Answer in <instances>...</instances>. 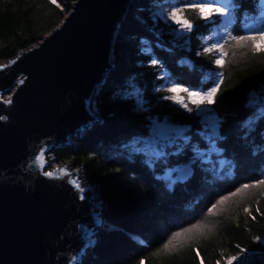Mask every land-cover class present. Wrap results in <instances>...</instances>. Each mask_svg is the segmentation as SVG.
Instances as JSON below:
<instances>
[{"label":"trees","instance_id":"obj_1","mask_svg":"<svg viewBox=\"0 0 264 264\" xmlns=\"http://www.w3.org/2000/svg\"><path fill=\"white\" fill-rule=\"evenodd\" d=\"M56 1L0 0V59L11 58L41 39L73 0ZM174 3L131 0L116 30L113 66L95 98L103 122L55 150L59 162L81 167L85 180L100 188L105 221L113 226L99 229L98 243L81 264H200L199 257L204 264H216L238 252L237 244L262 251L260 241L252 237L264 236V185L229 197L213 213L207 209L218 196L264 177V130L256 123L259 113L245 107L264 97V52L243 49L233 55L228 50L222 66L213 63L214 52L196 56L215 42L211 34L216 27L190 10L184 16L194 24L191 32L180 34L179 29L173 31L176 25L169 28L161 21L153 26L152 17ZM244 7L247 13H235L234 34L252 23L251 3L245 0ZM256 8L264 9V0H256ZM262 43L257 41L258 46ZM151 58L159 59L160 65H148ZM216 73L223 74L222 83L214 103L204 107L220 122L219 135L224 139L216 142L215 151L199 149L194 175L186 182L164 175L157 179L160 165L154 172L152 158L133 152L136 142L147 137L154 118L179 124L186 132L189 126L194 132L201 119L195 111L189 113L179 103L159 98L175 95L194 108L183 89L206 90ZM169 81L179 85L171 93L166 90ZM128 84L142 94L140 108L123 99ZM257 107L264 110V103ZM245 206L251 215L245 213ZM197 222L212 225V231L175 252L157 251L172 231Z\"/></svg>","mask_w":264,"mask_h":264},{"label":"water","instance_id":"obj_2","mask_svg":"<svg viewBox=\"0 0 264 264\" xmlns=\"http://www.w3.org/2000/svg\"><path fill=\"white\" fill-rule=\"evenodd\" d=\"M130 2L73 0L41 39L0 60V264H81L97 244L102 199L77 169L46 168L47 155L98 120L91 105Z\"/></svg>","mask_w":264,"mask_h":264},{"label":"snow or ice","instance_id":"obj_3","mask_svg":"<svg viewBox=\"0 0 264 264\" xmlns=\"http://www.w3.org/2000/svg\"><path fill=\"white\" fill-rule=\"evenodd\" d=\"M51 2L56 3V0H51ZM248 2L252 5V23L247 28L241 30L239 34H234L232 26L235 23V13L237 11L243 10L245 13L249 11L248 8L244 7L245 0H175V3L169 10L161 11L159 15L152 17L153 26H155L156 21H161L169 28L173 24L176 25L173 31L179 29L184 33L191 32L194 24L191 20L185 18L184 12L185 10L195 12L201 20L216 27V30L211 34L212 37H215V42L209 43L202 51H197L196 56L214 52L216 57L213 63L222 66L228 50H231L233 55L238 50L243 49L249 50L252 53L264 52V43L259 46L257 44V41L264 42V9L256 8V0H248ZM202 39L209 40V37L204 36ZM147 63L151 66H159L161 61L157 58H151L148 59ZM215 77L212 86L206 90L202 87L195 89L191 86L183 89L187 93V98L194 105V108L190 107L185 100L175 95H165L159 98L179 103L187 112L192 113L195 111L201 119L199 126L194 132L190 126L188 132H186L184 128L169 127L166 124L152 121V126L148 127L147 137H142L141 140L136 142V146L132 149L133 152L152 158L154 172L156 171V165H160L157 179H161L165 172H170V178L174 179V181H185L194 175L193 169L198 163V158L201 156L199 149L211 147L215 151L216 142L224 139V137L219 135L220 122L215 116L208 114L211 112L210 109L204 107L214 103L215 94L222 83V73H216ZM159 78H164L162 72ZM168 85L166 90L170 93L179 87V85L172 81H169ZM124 91L126 95L123 99L131 101L133 105L140 108L143 103V96L137 92L136 87L128 84L124 88ZM5 103H8V101H5ZM260 103H264V97L255 102L249 101L245 107L253 109L254 113H259L256 116V123L264 130V110H260L257 107ZM41 158L42 156L38 154L37 160H41ZM57 171L60 174L70 175L64 167L59 168ZM44 175L51 177L57 175V172L46 171ZM75 183L79 187V181L77 180ZM255 185H264V177L252 181L251 184H241L234 191L218 196L215 202L208 207L207 212L213 213L229 197L235 196L244 189ZM244 211L251 215L247 206L244 207ZM77 228H79V225H77ZM211 231L212 225L201 224L200 222L178 228L167 235V239L163 241V244L157 251L163 250L165 254L175 252L180 248L194 244ZM261 239L260 236L252 237L253 241H260ZM236 247L239 251L235 255L227 256L225 264H244L249 249L241 247L239 244ZM197 256H199V252H197ZM201 264H203V261H201ZM216 264H220V261L217 260Z\"/></svg>","mask_w":264,"mask_h":264},{"label":"rangeland","instance_id":"obj_4","mask_svg":"<svg viewBox=\"0 0 264 264\" xmlns=\"http://www.w3.org/2000/svg\"><path fill=\"white\" fill-rule=\"evenodd\" d=\"M56 3H58L57 1H56ZM60 8H62L63 10H66V8H64L65 6H62V5H60L59 6ZM69 9H70V4H69ZM179 33L181 34V33H183V32H181L180 30H179ZM1 60V59H0ZM113 66V65H112ZM111 66V67H112ZM110 67V68H111ZM110 68H109V70H110ZM109 70H108V72H109ZM108 72H107V74H108ZM107 74H106V76H107ZM106 76L104 77V79H103V81H102V84H103V82H104V80H105V78H106ZM102 84H101V86H102ZM101 86H100V88H101ZM100 90V89H99ZM6 94H9V93H6ZM96 98V97H95ZM91 107L93 108V110H94V112L96 113V115L98 114L97 112H98V109L96 108V105H95V100L92 102V105H91ZM101 116L98 114L97 115V118H98V120L97 121H95V122H93L92 124H90L88 127H86L85 129H84V132L87 130V129H89L93 124H95V123H102L103 122V118H100ZM153 121L154 122H157V123H163V124H166V125H168L169 127H180V128H184V129H186L185 127H183V126H181V125H179V124H176V123H172V122H168V121H165V120H159V119H157V118H154L153 119ZM83 134V133H82ZM82 134H79V136H81ZM78 136V137H79ZM71 140H73V138H71ZM70 142H73V141H70ZM48 159H50V166L49 167H54V166H56V165H60L61 164V162H59L58 160H57V157H56V154H55V150H51V151H49L48 152ZM49 161V160H48ZM63 165H65L68 169H77L78 170V175H80L79 177L82 179V177H83V182L85 183V184H89V185H91L93 188H92V193L93 194H96V195H94V197H95V199H94V201L95 200H97V199H102L101 201H102V209H103V214H104V210L106 209V205H105V202H104V200H103V197H102V194H101V191H100V188L98 187V186H96L95 184H92V183H88L86 180H85V178H84V176H83V170H82V168L81 167H74L73 165H71L70 163H64ZM164 177H166V179L168 180V178L169 179H171L170 178V176H171V173L170 172H165L164 174ZM173 180V179H172ZM87 192V191H86ZM107 225L108 224H105V228H109V227H113L112 225H108V227H107ZM98 227V226H97ZM102 227V226H101ZM94 228H95V226H94ZM107 230V229H106ZM100 231V230H99ZM98 234V231H96L95 233H94V235L96 236ZM99 239L100 238H98L97 239V243H98V241H99ZM137 241H139L138 239H137ZM260 244H261V246H262V251H251V250H249V252L247 253V255H246V257H245V261H244V264H257L258 262H261V261H263L264 260V236L262 237V239L260 240ZM230 255H235V254H230ZM226 257L227 256H225L224 258H221V260H220V264H222L221 262H222V260H223V264H225V260H226ZM201 261H203L202 259H201V257H199V263L201 264ZM142 263V262H141ZM143 264V263H142ZM203 264H204V262H203Z\"/></svg>","mask_w":264,"mask_h":264},{"label":"clouds","instance_id":"obj_5","mask_svg":"<svg viewBox=\"0 0 264 264\" xmlns=\"http://www.w3.org/2000/svg\"><path fill=\"white\" fill-rule=\"evenodd\" d=\"M97 93H98V92H97ZM94 100H95V99H94ZM94 100H93V101H94ZM97 113H98V112H97ZM97 115H98V114H97ZM100 118H101V117H100ZM82 133H84V131L81 132V134H82ZM69 170H70V169H69ZM82 179H83V177H82ZM101 217H102V220H101L100 224L98 225V227L95 226V228H94V230L96 229L95 232L98 231V233H99V229H100V228H105V224H107V222L105 221L104 215H103V210H102ZM101 226H102V227H101ZM96 236H97V238H100L98 234H97ZM95 245H96V244H95ZM90 250H91V248H90L88 251H90ZM87 253H88V252H87ZM83 258H84V257H83ZM83 258H82V260H83ZM81 262H82V261H81Z\"/></svg>","mask_w":264,"mask_h":264},{"label":"bare ground","instance_id":"obj_6","mask_svg":"<svg viewBox=\"0 0 264 264\" xmlns=\"http://www.w3.org/2000/svg\"><path fill=\"white\" fill-rule=\"evenodd\" d=\"M9 95H10V93H9V94H6V97L9 96ZM69 143H70V142H69ZM69 143H67V144H69ZM64 145H66V143H65ZM64 145H63V146H64ZM47 156H48V155H47ZM47 160H49V161H48V163H47V165H46V168H47V167L49 168V166H50V159H48V157H47ZM79 176H80V175H77V178H80ZM80 183H81V185H82L83 187H85V189H86L85 191H87V188H86L87 186H86L85 183H82L81 179H80ZM93 199H95V197H94Z\"/></svg>","mask_w":264,"mask_h":264}]
</instances>
